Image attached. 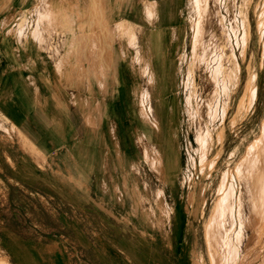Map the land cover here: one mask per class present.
<instances>
[{
	"label": "rangeland",
	"instance_id": "obj_1",
	"mask_svg": "<svg viewBox=\"0 0 264 264\" xmlns=\"http://www.w3.org/2000/svg\"><path fill=\"white\" fill-rule=\"evenodd\" d=\"M193 7L177 55L179 100L164 104L175 164L168 170L162 161L166 132L142 128L129 163L117 158L110 179L100 180L99 226L80 247L103 264H264V0H193ZM193 190L197 205L188 200ZM19 201V229L4 214L0 264H38L33 254L60 250L52 237L75 239L58 227V197Z\"/></svg>",
	"mask_w": 264,
	"mask_h": 264
},
{
	"label": "crops",
	"instance_id": "obj_2",
	"mask_svg": "<svg viewBox=\"0 0 264 264\" xmlns=\"http://www.w3.org/2000/svg\"><path fill=\"white\" fill-rule=\"evenodd\" d=\"M189 5L195 10L193 0H0V240L5 213L20 227L21 194L58 197V227L75 239L52 237L60 250L30 260L103 264L80 247L99 226V182L117 158L129 163L142 128H164V104L179 100Z\"/></svg>",
	"mask_w": 264,
	"mask_h": 264
},
{
	"label": "bare ground",
	"instance_id": "obj_3",
	"mask_svg": "<svg viewBox=\"0 0 264 264\" xmlns=\"http://www.w3.org/2000/svg\"><path fill=\"white\" fill-rule=\"evenodd\" d=\"M195 23V22H194ZM242 23H243V25H244V40H243V44H244V46L246 45V42H247V38H248V36H249V33H250V28H249V26H250V21H248V16L247 15H245L244 16V18H243V21H242ZM194 27H195V24H194ZM199 29V28H198ZM254 31V30H253ZM198 30H197V32L195 33V34H197L198 35ZM252 34V33H251ZM255 34V33H254ZM243 35V34H242ZM251 40H252V38H251ZM252 42V41H251ZM249 44V43H248ZM206 70V69H205ZM238 71V70H237ZM206 72V71H205ZM172 75V74H171ZM247 75V74H246ZM252 76V75H251ZM174 81V80H173ZM251 81H252V77H250L249 79H248V81H247V83H246V88L248 89V88H250V85H251ZM235 85V84H234ZM164 96V95H163ZM189 99L187 98V101H188ZM126 101V100H125ZM130 103V102H129ZM260 108V107H259ZM128 109V108H127ZM177 110V109H176ZM257 113V112H256ZM224 114V113H223ZM224 116V115H223ZM253 118V117H252ZM119 120V119H118ZM223 124V123H222ZM162 129V134L164 133V132H166L165 131V128H161ZM69 134V133H68ZM20 135H21V137L23 138V140L25 141V143L26 144H29V146L31 147V148H33L35 151H37L38 153H40V154H42V152L38 149V148H36V147H34V145L31 143V142H27V139L22 135V133L20 132ZM68 137V136H67ZM162 138H164L163 137V135L161 136V139ZM222 138V133H221V137H220V139ZM166 141L168 142L167 143V146H166V148H165V150H164V153H163V156H162V161H163V163H164V165H165V167H166V169H172L173 168V166H174V164H175V156H174V149H173V147H172V143H171V139L169 138V135L167 134V132H166ZM37 142V141H36ZM54 144V143H53ZM60 144V143H59ZM224 147V146H223ZM79 153V152H78ZM43 155V154H42ZM45 155V154H44ZM210 155V154H209ZM84 157V156H83ZM220 157V156H219ZM85 158V157H84ZM219 162V161H218ZM218 164V163H217ZM220 164V163H219ZM200 184H201V182H200ZM204 186H205V184H204ZM198 187V186H197ZM204 188V187H203ZM203 191V190H202ZM195 191L193 190V191H191L190 193H189V195H188V200L191 202V203H195L196 205H197V203H198V199H199V193H194ZM203 194V193H202ZM201 197V196H200ZM196 207V206H195ZM100 210V209H99ZM202 211V210H201ZM197 212V211H196ZM182 215V214H181ZM192 216H194V215H192ZM200 218V217H199Z\"/></svg>",
	"mask_w": 264,
	"mask_h": 264
}]
</instances>
